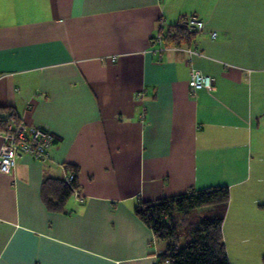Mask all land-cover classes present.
<instances>
[{"label": "crops", "instance_id": "1", "mask_svg": "<svg viewBox=\"0 0 264 264\" xmlns=\"http://www.w3.org/2000/svg\"><path fill=\"white\" fill-rule=\"evenodd\" d=\"M187 15L204 26L183 49L152 40ZM191 68L213 87L191 95ZM8 112L55 142L0 172V264H153L163 245L137 203L220 184L229 263L261 237L264 0H0ZM70 165L78 195L49 208L42 181Z\"/></svg>", "mask_w": 264, "mask_h": 264}, {"label": "trees", "instance_id": "2", "mask_svg": "<svg viewBox=\"0 0 264 264\" xmlns=\"http://www.w3.org/2000/svg\"><path fill=\"white\" fill-rule=\"evenodd\" d=\"M185 20L186 16L165 32L160 31L165 47L191 42L196 31H188ZM14 118L13 113L8 112L5 119ZM68 169L75 173L69 184L59 178L42 181L41 196L49 208L61 209L66 197L78 187L77 167L70 165ZM228 198L226 184L189 188L179 194L140 201L134 211L151 228L155 240L163 243V250L157 255L159 261L166 260V264H230L221 232ZM204 208L213 209V214H201ZM261 260L264 264V252Z\"/></svg>", "mask_w": 264, "mask_h": 264}, {"label": "built area", "instance_id": "3", "mask_svg": "<svg viewBox=\"0 0 264 264\" xmlns=\"http://www.w3.org/2000/svg\"><path fill=\"white\" fill-rule=\"evenodd\" d=\"M184 24L188 31H200L204 26L203 21L195 15H187ZM211 34L214 36L215 32H211ZM152 40L158 44L161 43L160 35L155 36ZM175 48L183 49L180 46H176ZM185 50L189 54L197 53L194 48L188 47ZM187 86L189 93L194 95L199 89H211L213 87V81L208 74L202 73L196 68H191ZM0 138V172L6 174L12 171L17 158L22 154H29L36 159H45L49 154L50 147L55 142L54 135L46 128L30 125L15 118H2L0 121ZM74 176V171L70 170L64 177V180L69 184ZM73 192L76 196L78 195L76 191ZM153 264H166V260L159 261L157 255H155Z\"/></svg>", "mask_w": 264, "mask_h": 264}, {"label": "rangeland", "instance_id": "4", "mask_svg": "<svg viewBox=\"0 0 264 264\" xmlns=\"http://www.w3.org/2000/svg\"><path fill=\"white\" fill-rule=\"evenodd\" d=\"M220 164H214L213 165V169L218 170L220 168ZM214 172V171H213ZM215 175H219V174H215ZM264 184V181H263ZM250 208H252L250 205H247V208H244L247 210V212L250 211ZM260 210L259 212L255 213L256 215V221H257V225L258 227H255V231H257V229H259V231L261 232L260 234V239H258V241L253 244L252 242H249V244L245 245L248 248V253L250 255H245V257H243L242 255H237L238 257H240V259L242 261H244V264H262V260H261V256L264 252V206H260ZM201 214H205L207 216L212 215L213 214V209H207L204 208L202 209ZM247 216V214H246ZM254 219V218H253ZM241 230H244L243 227H240ZM244 228H248L246 226H244ZM254 228L249 229L251 231V233L253 232ZM245 231V230H244ZM160 245H163L162 242H159ZM241 246V245H240Z\"/></svg>", "mask_w": 264, "mask_h": 264}]
</instances>
